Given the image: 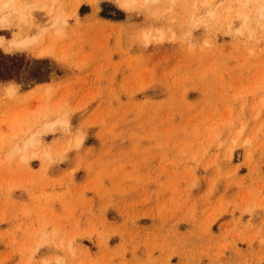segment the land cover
<instances>
[{"label":"rangeland","instance_id":"1","mask_svg":"<svg viewBox=\"0 0 264 264\" xmlns=\"http://www.w3.org/2000/svg\"><path fill=\"white\" fill-rule=\"evenodd\" d=\"M19 2L0 264H264V0Z\"/></svg>","mask_w":264,"mask_h":264},{"label":"bare ground","instance_id":"2","mask_svg":"<svg viewBox=\"0 0 264 264\" xmlns=\"http://www.w3.org/2000/svg\"><path fill=\"white\" fill-rule=\"evenodd\" d=\"M119 3L123 8L130 9L133 7L134 0H119ZM226 10H229V8H226ZM25 18L26 15L24 14L22 5L19 0H0L1 28H13L16 27V25L19 26L18 30L15 31L14 36L10 39H7L4 36L0 35V49L8 52L15 50H25L28 49V47L31 46L33 42L38 41L36 34L42 33L38 29L37 31L35 30V34L33 33L32 35L22 34L24 30L21 27L22 25H20V23ZM16 22H18V24ZM37 53L38 55H44L47 53V50L40 49Z\"/></svg>","mask_w":264,"mask_h":264},{"label":"trees","instance_id":"3","mask_svg":"<svg viewBox=\"0 0 264 264\" xmlns=\"http://www.w3.org/2000/svg\"><path fill=\"white\" fill-rule=\"evenodd\" d=\"M0 58H8L9 60H11V62L19 59L18 57H15V56L14 57H9V56L6 57L2 54H0ZM10 68H14V65H12L11 67H6L4 69L2 67H0V81L11 79L17 73L15 71V73L13 75L7 74L10 71Z\"/></svg>","mask_w":264,"mask_h":264}]
</instances>
